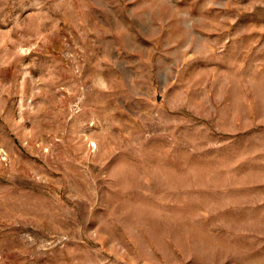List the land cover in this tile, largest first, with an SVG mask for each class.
I'll return each instance as SVG.
<instances>
[{
    "label": "rangeland",
    "instance_id": "374dc122",
    "mask_svg": "<svg viewBox=\"0 0 264 264\" xmlns=\"http://www.w3.org/2000/svg\"><path fill=\"white\" fill-rule=\"evenodd\" d=\"M0 264H264V0H0Z\"/></svg>",
    "mask_w": 264,
    "mask_h": 264
}]
</instances>
